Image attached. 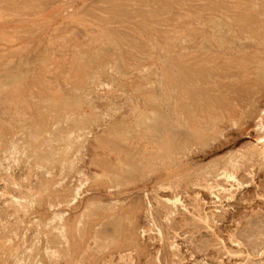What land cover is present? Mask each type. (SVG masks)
<instances>
[{
    "label": "rangeland",
    "instance_id": "rangeland-1",
    "mask_svg": "<svg viewBox=\"0 0 264 264\" xmlns=\"http://www.w3.org/2000/svg\"><path fill=\"white\" fill-rule=\"evenodd\" d=\"M261 107L264 0H0V264H264Z\"/></svg>",
    "mask_w": 264,
    "mask_h": 264
},
{
    "label": "bare ground",
    "instance_id": "bare-ground-1",
    "mask_svg": "<svg viewBox=\"0 0 264 264\" xmlns=\"http://www.w3.org/2000/svg\"><path fill=\"white\" fill-rule=\"evenodd\" d=\"M186 49V48H185ZM167 59V58H166ZM197 71V70H196ZM216 73V72H215ZM166 74V73H165ZM180 75V74H179ZM206 77V76H205ZM190 78V77H189ZM202 78H204V77H202ZM208 78V77H207ZM206 78V79H207ZM170 79V78H169ZM205 79V80H206ZM203 80V81H202ZM200 79V81H202L201 83H203L204 82V79ZM209 79H207L206 81H208ZM197 82H199L198 80H197ZM212 82V81H211ZM191 84V83H190ZM194 84V83H193ZM214 89V88H213ZM232 89V88H231ZM199 92V91H198ZM202 94V93H201ZM211 94V93H210ZM209 96V95H208ZM213 96V95H212ZM205 97V96H204ZM200 99V98H199ZM205 100H207V99H205ZM215 100V99H214ZM229 101V100H228ZM196 102V101H195ZM216 104H217V102H216ZM216 104L215 105H213V103H212V101H205V104H203V106H205V108L207 109L208 108V110L210 109V114H207V115H210L209 116V118L210 119H208V116L207 115H205V116H202V121H201V127L204 129V131L205 130H208V127H209V123H211L212 122V125L214 126L216 123L214 122V121H211L212 119H216V115H215V109L216 110H218L217 108V106H216ZM221 107H223V106H221ZM203 108V107H202ZM262 108V107H261ZM259 109V111H258V114H257V121H256V123H255V129H256V131H257V133H256V135H254V144H255V146L256 145H258L259 147L258 148H255V146H251V145H249L248 147H246L245 149H247V151H246V153H244V154H242V155H240L241 156V158L243 157V158H246L247 160H253V158L254 157H258V159H260V160H262L261 162H262V164H264V133L262 132H260L262 129L264 130V109L262 108V109ZM221 109V108H220ZM226 109H228V108H226ZM257 110V109H256ZM202 111V110H201ZM227 111H229V110H227ZM262 111H263V113H262ZM203 112H207V111H203ZM209 112V111H208ZM177 113V112H176ZM233 114V113H232ZM41 115V114H40ZM218 115H219V113H218ZM225 115V114H224ZM201 116V115H200ZM250 117V116H249ZM209 120H210V122H209ZM234 121V120H233ZM211 126V125H210ZM212 126V127H213ZM194 128V127H193ZM201 129V128H200ZM211 129V128H210ZM209 129V130H210ZM165 132H166V130H165ZM205 132H207L208 133V131H205ZM205 132H204V134H205ZM206 133V134H207ZM162 134V133H161ZM203 134V133H202ZM163 135V134H162ZM165 135V134H164ZM163 135V136H164ZM158 137V136H157ZM156 138V137H155ZM163 138V137H162ZM164 143L162 142L161 144H159L158 145V149L159 150H161L162 152H163V156L161 155V153H159L158 154V157L159 158H164V157H166L167 158V155H169V152H170V148H171V141L169 140V139H167V137H165L164 138ZM153 141H155V140H153ZM152 142V141H151ZM106 150V149H105ZM114 150V149H113ZM171 153V152H170ZM237 158V157H236ZM255 159V158H254ZM260 160H258V161H260ZM226 163V162H225ZM227 163L229 164V166H221V170H220V173H217L218 175H220L221 177L223 176V178H224V180L225 181H228L229 182V185L230 186H233L234 185V182L235 183H237V185H240V182L236 179V172H235V170L237 169V159H229L228 161H227ZM260 163V162H259ZM255 166V165H254ZM264 166V165H263ZM260 167H262V166H260ZM216 174V175H217ZM207 175V174H206ZM208 177V176H207ZM206 177V178H207ZM204 178V177H203ZM205 180V179H204ZM216 184V183H215ZM218 185V188H219V184H217ZM206 186V185H205ZM215 186V185H214ZM78 187V186H77ZM169 187V186H168ZM207 188H208V186H207ZM210 188V187H209ZM208 188V189H209ZM212 189H213V185H212V187H211ZM217 189V188H216ZM220 189H222V192H225L226 193V191L227 190H229V188H225V187H223V186H220ZM78 190H79V188H77V190H76V194H78ZM219 191H221V190H219ZM74 198V197H73ZM61 200V199H60ZM63 200V199H62ZM59 201V200H58ZM181 200H180V198L178 197V196H174V197H172V198H166L165 199V203H167L169 206L168 207H170V209L172 208V210H170L169 208H168V213L169 214H171V212H173V207H175V206H177V203L178 202H180ZM170 210V211H169ZM201 213V212H200ZM59 214V213H58ZM56 215L55 217H58L59 218V220H62V217H61V215ZM97 214V213H96ZM206 215H204L203 216V218L205 217ZM208 217V216H207ZM54 219V218H53ZM100 220V219H99ZM152 220V219H151ZM206 219H204V221H205ZM97 221V220H96ZM208 221V220H207ZM95 223V222H94ZM67 224V223H66ZM94 225V224H93ZM124 225V224H123ZM68 226H70V224L69 225H65L64 223H60V227H59V229L60 230H64V228L66 227H68ZM157 228V227H156ZM71 229H73V228H71ZM71 229H70V231H71ZM67 230H68V228L65 230L66 231V233H69V231L67 232ZM64 231V232H65ZM66 233H65V235H66ZM71 233V232H70ZM69 233V234H70ZM64 234H63V236H65ZM74 235V234H73ZM66 238V237H65ZM47 248V247H46ZM53 249V248H52ZM51 251V250H50ZM70 251V250H69ZM58 251L57 250H53L51 253H50V255H51V257H55V256H57L56 255V253H57ZM14 254V253H13ZM58 254V253H57ZM54 255V256H53ZM263 255V254H262ZM59 257V256H58Z\"/></svg>",
    "mask_w": 264,
    "mask_h": 264
}]
</instances>
